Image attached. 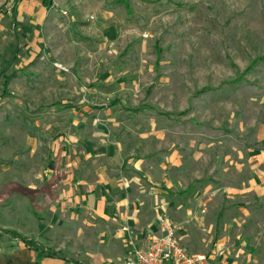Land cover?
I'll return each instance as SVG.
<instances>
[{
	"label": "rangeland",
	"instance_id": "rangeland-1",
	"mask_svg": "<svg viewBox=\"0 0 264 264\" xmlns=\"http://www.w3.org/2000/svg\"><path fill=\"white\" fill-rule=\"evenodd\" d=\"M12 1L0 0V70L12 44L18 55L9 96L0 85V185H38L54 137L102 129L105 141L144 154L177 150L182 188L241 184L222 167L264 138V0H53L46 16L16 27L3 11ZM40 1L19 12H40ZM262 225L260 239L247 226L241 264H264Z\"/></svg>",
	"mask_w": 264,
	"mask_h": 264
},
{
	"label": "crops",
	"instance_id": "crops-1",
	"mask_svg": "<svg viewBox=\"0 0 264 264\" xmlns=\"http://www.w3.org/2000/svg\"><path fill=\"white\" fill-rule=\"evenodd\" d=\"M39 4L36 14H21L18 6L17 23L12 18V25L43 12L46 16L50 8L43 0ZM88 136L65 142L54 137L50 166L38 185H0V196L7 197L6 207H0V264H127L135 247L161 234L163 215L181 224L183 246L190 253L205 254L207 264H241L250 248L246 228L252 222L254 237L263 235L264 207L250 205L256 197L264 199V138L259 149L247 148L241 156L238 151L242 159L229 157L232 161L222 167L231 181L242 177L239 186L227 183L222 190L208 192L182 188L175 173L185 164L177 162V150L163 157L144 154L105 141L103 129ZM225 192L229 199L241 196L244 207L224 201ZM9 231L63 258L38 253Z\"/></svg>",
	"mask_w": 264,
	"mask_h": 264
},
{
	"label": "built area",
	"instance_id": "built-area-1",
	"mask_svg": "<svg viewBox=\"0 0 264 264\" xmlns=\"http://www.w3.org/2000/svg\"><path fill=\"white\" fill-rule=\"evenodd\" d=\"M13 2V1H12ZM181 224L166 215L160 219V235H150L141 247H135L127 264H207L203 253H190L178 236Z\"/></svg>",
	"mask_w": 264,
	"mask_h": 264
},
{
	"label": "trees",
	"instance_id": "trees-1",
	"mask_svg": "<svg viewBox=\"0 0 264 264\" xmlns=\"http://www.w3.org/2000/svg\"><path fill=\"white\" fill-rule=\"evenodd\" d=\"M23 0H13V6L11 8H8L7 10H4L5 12L10 11L13 22L14 24L17 23V18H18V6ZM44 5L47 8H51L53 6V0H43ZM14 50H13V58L12 60H5V66L0 70V85L3 87L4 90V96H9L10 93L7 92L8 85L11 81V79L14 77V73L7 74L8 68L12 65V63L18 58L17 55V48L16 45H13ZM10 232V231H9ZM10 234L14 237H20L17 233L15 232H10ZM26 245H28L32 250L38 252V253H45L48 256L52 257H58V258H63V255L59 252L52 251L50 249H46L44 246L39 244L33 239H28L24 237H20ZM79 264V263H77Z\"/></svg>",
	"mask_w": 264,
	"mask_h": 264
}]
</instances>
